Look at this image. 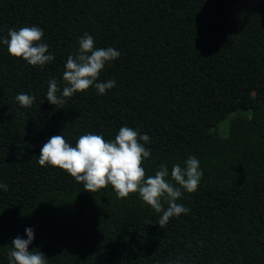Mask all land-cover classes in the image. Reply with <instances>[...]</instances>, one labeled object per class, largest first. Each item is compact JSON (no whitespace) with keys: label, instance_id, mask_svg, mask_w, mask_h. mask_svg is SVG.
I'll use <instances>...</instances> for the list:
<instances>
[{"label":"trees","instance_id":"obj_1","mask_svg":"<svg viewBox=\"0 0 264 264\" xmlns=\"http://www.w3.org/2000/svg\"><path fill=\"white\" fill-rule=\"evenodd\" d=\"M25 26L44 30L55 59L43 68L3 44ZM85 33L121 53L97 80L116 85L50 104L48 81L62 92ZM19 93L33 105L21 106ZM236 109L251 114L221 136L218 122ZM123 126L151 138L146 178L166 164L175 184L174 164L200 162L198 189L177 200L190 211L163 228L138 193H93L38 163L54 135L75 146L89 132L113 141ZM0 184V264L29 227V249L47 264H264V0H0Z\"/></svg>","mask_w":264,"mask_h":264},{"label":"clouds","instance_id":"obj_2","mask_svg":"<svg viewBox=\"0 0 264 264\" xmlns=\"http://www.w3.org/2000/svg\"><path fill=\"white\" fill-rule=\"evenodd\" d=\"M43 36L44 30L38 26L9 29L3 44L7 46L10 55L43 68L55 59L49 53V46L42 42ZM78 43L76 54L67 57L62 92L55 78L48 81L46 98L50 104L63 105L66 103L64 97H71L90 86H94L103 95L116 85L114 79L106 82L97 80L106 63L119 58L121 53L113 47H95L94 37L88 33L80 37ZM58 92L61 94L58 95ZM15 99L21 106L28 108L33 105L35 96L19 93ZM150 142L147 133L141 135L139 130L128 126L121 127L113 141L89 132L81 135L75 146L67 142L63 135H54L41 148L38 163L40 166L51 165L66 171L75 181L83 183L84 190L93 193L109 185L118 199L127 198L130 193H138L156 213H162L157 222L163 228L170 218L190 211L183 204H178L177 200L182 196V189L189 193L198 189L203 172L199 160L189 156L184 166L180 163L173 165L170 176L175 184L166 179L169 176L166 164H161L155 175L146 178L142 164L144 159L151 156V151L145 147ZM0 189L7 191L8 186L0 184ZM162 201L168 205L166 209ZM25 231L27 239L18 236L11 242L9 264H47V257L42 251L29 249L35 238L34 230L29 227Z\"/></svg>","mask_w":264,"mask_h":264},{"label":"rangeland","instance_id":"obj_3","mask_svg":"<svg viewBox=\"0 0 264 264\" xmlns=\"http://www.w3.org/2000/svg\"><path fill=\"white\" fill-rule=\"evenodd\" d=\"M243 114H246V115L250 116L251 112H250V110L243 111V110H239V109H236V110H233V111L229 112L224 118H222L218 122L217 127H216L217 132L221 136L226 137L228 135V133H229V125H230L231 120L235 116L243 115Z\"/></svg>","mask_w":264,"mask_h":264}]
</instances>
